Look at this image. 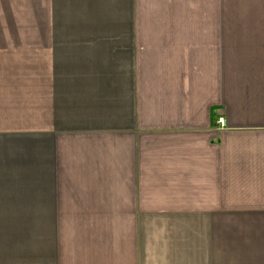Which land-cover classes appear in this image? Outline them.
<instances>
[{
    "label": "crops",
    "instance_id": "crops-1",
    "mask_svg": "<svg viewBox=\"0 0 264 264\" xmlns=\"http://www.w3.org/2000/svg\"><path fill=\"white\" fill-rule=\"evenodd\" d=\"M0 264H264V0H0Z\"/></svg>",
    "mask_w": 264,
    "mask_h": 264
}]
</instances>
